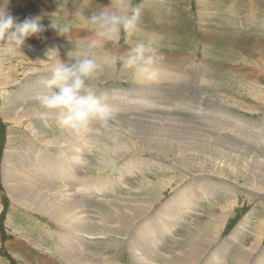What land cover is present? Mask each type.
<instances>
[{"label": "rangeland", "instance_id": "rangeland-1", "mask_svg": "<svg viewBox=\"0 0 264 264\" xmlns=\"http://www.w3.org/2000/svg\"><path fill=\"white\" fill-rule=\"evenodd\" d=\"M131 2L140 9L139 30L96 54L101 68L92 83L110 117L75 133L55 112L41 117L37 97L53 91L40 89L53 59L67 62L92 38L72 13L86 18L110 0H0L17 22L41 16L44 28L21 50L0 48V264H75L62 253L82 264H176L174 257L179 264H264V0ZM53 20L70 24L66 37L50 27ZM139 41L156 50L152 79L122 65ZM36 110L30 119L23 114ZM141 129L174 131L196 146L175 138L157 146L160 134L147 142ZM200 154L213 163L199 164ZM39 195L66 204L78 226L38 209ZM213 213H226L223 226Z\"/></svg>", "mask_w": 264, "mask_h": 264}, {"label": "clouds", "instance_id": "clouds-1", "mask_svg": "<svg viewBox=\"0 0 264 264\" xmlns=\"http://www.w3.org/2000/svg\"><path fill=\"white\" fill-rule=\"evenodd\" d=\"M72 15L84 20L92 38L83 51L68 52L67 62L62 61L52 69L47 87L53 91L38 96L37 100L41 108L57 113L63 125L79 133L87 131L92 120L106 122L110 117V109L101 103L92 83L101 68L96 59L97 50L122 35L132 37L139 30L140 9L131 0H110L107 6L86 18L79 11ZM41 20V16H35L17 22L7 10H0V41L3 42L0 48L4 52L21 50L30 37L44 31ZM50 27L60 36L71 30L70 24L58 25L54 20ZM155 51L151 42L139 41L130 47L122 65L152 79Z\"/></svg>", "mask_w": 264, "mask_h": 264}, {"label": "bare ground", "instance_id": "bare-ground-1", "mask_svg": "<svg viewBox=\"0 0 264 264\" xmlns=\"http://www.w3.org/2000/svg\"><path fill=\"white\" fill-rule=\"evenodd\" d=\"M100 56V55H99ZM58 56H56L55 57V59H53V62H54V65H57V63H58V59H59V57L57 58ZM60 60V59H59ZM64 61V60H63ZM38 63H39V61H38ZM139 76H142V77H145V75L143 74V73H141V74H139ZM45 85L46 86H42V87H44V88H40L42 91H45L48 87H47V83H45ZM35 87V86H34ZM28 90V88H26L25 86L21 89V92H20V95H22V93H24L25 91H27ZM34 90H36V88H32L31 87V91H33L34 92ZM48 91V90H47ZM47 93V92H46ZM26 109V108H25ZM162 110V109H161ZM26 111V110H25ZM24 114V116L26 117V118H32L33 116H38L39 115V111L38 110H36V111H34V112H32V113H30V114H28V112L27 113H23ZM49 114H52L50 111H47V110H44V111H42L41 113H40V116L42 117V115L43 116H48L49 117ZM39 116V117H40ZM51 117V116H50ZM58 118H59V116H57ZM51 120V119H50ZM47 121V120H46ZM173 122V121H172ZM171 125V124H170ZM188 125V124H187ZM64 126V125H63ZM167 126V125H166ZM175 127V126H174ZM173 127V128H174ZM184 127V126H183ZM139 128V127H138ZM157 128V127H156ZM179 127H177V129H178ZM182 128V127H181ZM185 128H187V127H185ZM221 128H222V126H221ZM167 129V128H166ZM72 130V129H71ZM142 130V129H141ZM153 130V129H152ZM190 130V129H189ZM72 131H74V130H72ZM183 131V130H182ZM186 131V130H185ZM185 131H184V133H185ZM199 131V130H198ZM75 132V131H74ZM83 132V131H82ZM86 132V131H85ZM143 130H142V133H141V136H143L144 137V139H145V141H147V142H150V140L153 138V134L154 135H156V134H160V133H162V131H155L154 130V132L153 131H150V130H148V131H146V132H148V135H145V134H143ZM191 132V131H190ZM76 133V132H75ZM88 133V132H87ZM139 133V132H138ZM206 133V132H205ZM208 133V132H207ZM94 134V133H93ZM188 134V133H187ZM186 134V135H187ZM69 135V134H68ZM71 135V134H70ZM83 135V134H82ZM85 135H86V133H85ZM181 135V134H180ZM198 135V134H197ZM200 135V134H199ZM206 135H208V134H206ZM76 136L77 135H73L71 138H70V140L71 141H74V140H76L77 142L79 141V140H77L76 139ZM88 136V135H87ZM156 136H158L157 138L156 137H154V138H156V139H153L152 141H154V144L155 145H157V146H165V144H166V139L168 140V142H169V144L171 145V139H173V138H175L176 140H181L180 141V143L178 144V146H181V145H183V146H196V142H192L191 141V138H187V139H185V140H183L182 138L183 137H181V136H179L178 135V133H175L174 131H173V133H167V132H163V134H160V135H156ZM201 136V135H200ZM247 136H249L248 134H247ZM85 138V137H84ZM118 138V137H117ZM120 138V137H119ZM140 138V137H139ZM201 138H202V136H201ZM86 139V138H85ZM197 140H198V138H196ZM203 139V138H202ZM69 140V141H70ZM87 140V139H86ZM141 140V139H140ZM222 140V139H221ZM81 141V140H80ZM127 141V140H126ZM203 141V140H202ZM77 142H74V143H70V144H75V145H77L78 143ZM82 142V141H81ZM143 142H144V140H143ZM214 142H217L218 143V145L220 144H222V142L217 138V139H215L214 140ZM142 143V142H141ZM217 143H213L212 145L214 146V144L216 145ZM233 144V143H232ZM227 145V144H226ZM116 146V145H115ZM202 145H197V148H200ZM83 147V146H82ZM123 147H125V148H127V149H130V147H129V145L128 146H123ZM170 148H171V146H169ZM207 148H208V150L210 151V156H211V153H212V159H214V160H216V158H217V156H216V154L214 153V152H211V147H209V146H207ZM210 148V149H209ZM227 149H229V146L228 147H226ZM177 151H182L183 153V157H184V155H185V157H188L187 155L189 154V153H186L185 152V149L184 148H178L177 147ZM230 150H232V148H230ZM227 151V150H226ZM232 151H235V152H237L236 150H235V148L232 150ZM69 152V151H68ZM234 152V153H235ZM63 153H65V152H62L61 153V155L63 154ZM186 153V154H185ZM193 153V152H192ZM43 154V153H42ZM84 155V154H83ZM225 156H226V154H224ZM65 156V155H64ZM71 156V155H70ZM69 156V157H70ZM75 156V155H74ZM196 156V155H195ZM201 156V157H200ZM229 156L230 157H233L234 155L231 153V152H229ZM68 157V158H69ZM184 157V158H185ZM190 157H192V156H190ZM194 157V156H193ZM197 158H198V160H199V164L200 163H202V162H205L206 160H209V162H211V163H213V161H212V159L210 158H206V159H204L205 158V155H202V154H200V155H198V156H196ZM84 158V157H83ZM62 159V158H61ZM72 159V158H71ZM75 159V158H74ZM250 160H251V162L252 163H255L254 162V158H249ZM73 160V159H72ZM32 161V160H31ZM69 161V160H68ZM70 162V161H69ZM79 162V161H78ZM44 163V162H43ZM46 163V162H45ZM49 163V162H48ZM80 163V162H79ZM249 163V162H248ZM256 165H257V163H255ZM80 165V164H79ZM256 165H254L253 166V168H257V166ZM24 166V165H23ZM28 167V166H27ZM33 167V166H32ZM43 167V166H42ZM76 167V166H75ZM46 168V167H45ZM74 168V167H73ZM77 168V167H76ZM76 168H75V170H76ZM6 169V170H5ZM28 169H30V168H28ZM37 169H39V168H37ZM3 170H5V173L3 174L4 176H5V179H9V174H13V171L10 169V167H7L6 165L4 166V169ZM26 170V169H25ZM63 170V169H62ZM70 170V169H69ZM80 170H81V168H80ZM79 169H78V171H80ZM33 171V170H32ZM35 171H37V170H35ZM255 171H261L262 172V169L260 168V169H255L254 170V172ZM16 172V171H15ZM38 172V171H37ZM41 172H43V171H41ZM58 172V171H57ZM33 173V172H32ZM45 173V172H44ZM43 173V174H44ZM264 173V172H263ZM16 174V173H15ZM29 174L30 173H28V176H29ZM55 174H57V173H55ZM79 173L77 172V175H78ZM103 175V174H102ZM30 178V177H29ZM101 178H103V177H101ZM263 178H264V176H263ZM63 179V178H62ZM105 179V178H104ZM253 180V179H252ZM31 181V180H30ZM57 181V180H56ZM104 181V180H103ZM27 182H29V181H27ZM76 182V181H75ZM100 182V181H99ZM102 182V181H101ZM105 182H107V181H104V184L103 185H105ZM110 182V181H109ZM258 182V181H257ZM261 182V181H260ZM30 184H31V182H29ZM61 183V182H60ZM103 183V182H102ZM108 183V182H107ZM254 183V182H253ZM264 183V182H263ZM58 184V183H57ZM102 185V184H101ZM259 185V184H258ZM51 186V185H50ZM99 187V186H98ZM67 188V187H66ZM102 188H104V187H102ZM105 188H107V187H105ZM44 192V191H43ZM40 194V193H39ZM44 194H45V192H44ZM51 194V193H50ZM65 196V195H64ZM32 198L33 199H35V196H32ZM66 198V197H65ZM65 198H63V199H65ZM39 202H38V204H35L36 205V207L38 208V209H40V210H44V211H46L45 213H46V215L48 214V215H50L51 217V219L52 220H56V221H58V222H61V221H63V220H65L66 222H68L70 225H71V227L73 226V225H77L78 226V220H76L75 221V218H71V216H69V211L68 212H66L65 211V209H66V204L65 205H63L62 206V204L61 205H57L58 203H47L45 200H44V198L41 196V195H39ZM67 200V199H66ZM78 201V200H77ZM187 203V204H190V202H189V200L188 199H183V204L184 203ZM117 203V202H116ZM171 204V203H170ZM172 204L174 205L175 204V202H173L172 201ZM171 204V205H172ZM68 205V204H67ZM72 205V204H71ZM148 205V204H147ZM74 206V205H73ZM77 206V205H76ZM169 208V207H168ZM133 211H134V209H133ZM81 212V211H80ZM116 212V211H115ZM118 212V211H117ZM125 212V211H124ZM142 212V211H141ZM161 212V211H160ZM135 213V212H134ZM144 213V212H143ZM116 214V213H115ZM136 214H137V212H136ZM142 214V213H141ZM170 214V213H169ZM183 214V213H182ZM213 215H214V219L216 220V223H218V224H216V226L218 227L219 226V224L220 225H222L223 223V221H224V217L226 216V213H222V214H218L217 216H215L216 214L215 213H213ZM76 215H74V217H75ZM80 216V215H79ZM120 216H124L123 214H120ZM144 217V216H143ZM174 217V216H173ZM77 219V218H76ZM211 219V218H210ZM170 220V219H169ZM209 220V219H208ZM77 222V223H75V222ZM201 221V220H200ZM213 221V220H212ZM84 223V222H83ZM172 223V222H171ZM211 224V223H210ZM68 225V224H67ZM88 225V224H87ZM214 226V225H213ZM213 226H210V225H208V228L206 229V231H204V233L205 234H208V235H210V233L208 232V231H213ZM223 226V225H222ZM89 227V226H88ZM264 227V226H263ZM86 229H88V228H86ZM139 229V228H138ZM74 230H75V228H74ZM73 230V231H74ZM125 230V229H124ZM132 230V228L131 229H129V231H131ZM79 231V230H78ZM88 231V230H87ZM154 232H156L155 231V229L153 230ZM170 231V230H169ZM174 231V230H173ZM261 231H263V228L260 226L259 228H258V230L256 231V233H257V235L259 236V234H261ZM134 233H135V231H133ZM153 232V234H154V237H156V233H154ZM219 232V231H218ZM84 233H86V230H85V232ZM241 233V232H240ZM80 234H82L81 232H80ZM133 234V233H132ZM203 234V233H202ZM201 234V235H202ZM146 235V234H145ZM212 237H214V236H212ZM219 237V236H218ZM141 238H142V236H141ZM173 238V237H172ZM171 238V239H172ZM203 238H204V236H203ZM256 238H257V236H256ZM218 239V238H217ZM173 240V239H172ZM143 241V240H142ZM152 241V240H151ZM154 241V240H153ZM152 241V242H153ZM259 240L257 239V243H259L258 242ZM159 242V241H158ZM198 242H199V240H198ZM197 242V243H198ZM201 242V241H200ZM157 243V242H156ZM164 243V242H163ZM162 243V244H163ZM166 243V242H165ZM170 243H173V241H171ZM261 243V242H260ZM140 244V243H139ZM160 244V243H159ZM207 244V243H206ZM140 245H142V244H140ZM155 245V244H154ZM159 246V245H158ZM252 246V245H251ZM162 247V246H161ZM168 247V246H167ZM203 247H205V245H203ZM202 247V248H203ZM210 247V246H209ZM148 248H150V247H148ZM157 248V247H156ZM163 248V247H162ZM166 248V247H165ZM193 248H195V247H193ZM197 248V247H196ZM199 248V247H198ZM250 248V247H249ZM248 248V249H249ZM258 248V247H257ZM143 250V249H142ZM160 250V249H159ZM209 250V249H208ZM144 251V250H143ZM155 251V250H154ZM154 251H153V253L152 254H154ZM162 251H163V249H162ZM196 251V250H195ZM241 251V250H240ZM152 252V251H151ZM161 252V251H160ZM171 252V251H170ZM169 252V253H170ZM197 252V251H196ZM245 252V254H246V250L244 251ZM250 253H251V251L249 250V255L248 256H251L250 255ZM254 253V252H253ZM69 253H62L61 254V257H62V259L64 260V261H70L71 263H75V264H82V263H80L79 261H80V259H79V261H77V259H76V256L75 255H71L72 257H73V259L68 255ZM158 255H159V253H158ZM204 255V254H203ZM247 255V254H246ZM245 255V256H246ZM264 256V255H263ZM262 256V257H263ZM144 257V256H143ZM146 257V256H145ZM151 257V256H150ZM156 257V256H155ZM152 258V257H151ZM158 258V257H157ZM156 259V258H155ZM174 259V262H176V264H179L178 263V261H179V259L178 258H173ZM240 260V259H239ZM153 262V261H152ZM242 262V264H247V260L245 259V260H243V261H241ZM241 262H239V263H241ZM84 263V262H83ZM181 263H183V264H190V262H188V260L185 262V261H182ZM85 264V263H84ZM149 264H151V263H149Z\"/></svg>", "mask_w": 264, "mask_h": 264}]
</instances>
